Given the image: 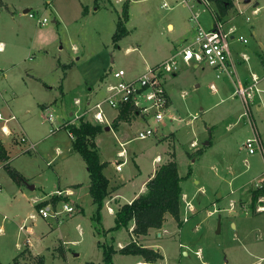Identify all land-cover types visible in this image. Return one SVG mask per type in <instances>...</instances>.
<instances>
[{
	"label": "rangeland",
	"instance_id": "rangeland-1",
	"mask_svg": "<svg viewBox=\"0 0 264 264\" xmlns=\"http://www.w3.org/2000/svg\"><path fill=\"white\" fill-rule=\"evenodd\" d=\"M164 1L168 6L163 5ZM210 3L219 11L214 1ZM23 8L33 12L34 17ZM238 9L244 12L238 13ZM192 12H199L203 25L210 24V6L194 0H188V4L185 0L0 1V113L14 115L8 125L18 141L1 130L0 137L10 150L11 167L24 177L20 182L12 178L0 159V264H14L13 255L24 245L44 253L46 263L29 249L30 254L18 257L19 264H61L62 260L67 264H89L86 258L101 264L98 242H110L111 236H106L100 223L90 218L85 162L77 150L69 151L70 137L64 126L83 110L86 101L91 104L106 94L102 84L105 67H122L127 76H135L146 67L143 61L150 63L170 55L195 25ZM43 15L48 20L41 25L36 16ZM220 15L230 20L228 24H234L236 33L247 38L245 43H233L235 50L249 55L248 61L237 63V71L239 77L254 71L263 95L264 0H231ZM118 17L126 31L114 41ZM168 21L173 23L172 29L167 27ZM131 46L135 48L128 49ZM3 70L7 75L3 76ZM195 81L200 84L196 86ZM166 82L167 88L171 87V105L159 123L157 134L162 131L161 135L136 137L143 126L140 119L123 123V132L103 128L96 134L97 146L109 158H117L119 141L126 140L130 161L125 168L137 171L139 166L142 176L151 170L156 153L166 156L165 150L168 154L175 151L177 169L183 176L181 184L194 208L187 209L181 198L180 208L186 218L179 226L167 223L168 227L161 228L162 236L153 233L151 238L156 239L163 254L155 263L264 264V198L260 195L252 199V191L264 186V155L259 150L248 152L243 144L256 129L264 148L263 98L255 96L248 113L250 119L242 115L241 101L233 94L230 79L226 75L217 77L208 65H182ZM211 82L216 90L210 87ZM76 97L81 99L79 103ZM106 110L109 114L115 112L109 106ZM22 134L26 141L20 140ZM32 141L36 143L29 148ZM26 179L35 187L28 188ZM71 181L80 183L71 195L76 200L54 202L52 195L49 200L58 210L64 202L73 206L80 202L84 211L40 215L35 206L39 196L71 186ZM16 183L22 185L23 194L16 190ZM31 213L35 214L33 218ZM103 223L113 224L111 216L105 215ZM118 231L110 233L116 236ZM125 232L122 228L121 233ZM26 238L30 239L28 244ZM113 242L116 247L115 239ZM141 257L139 253L117 252L113 262L138 264Z\"/></svg>",
	"mask_w": 264,
	"mask_h": 264
},
{
	"label": "built area",
	"instance_id": "built-area-1",
	"mask_svg": "<svg viewBox=\"0 0 264 264\" xmlns=\"http://www.w3.org/2000/svg\"><path fill=\"white\" fill-rule=\"evenodd\" d=\"M194 2L210 6L212 20L209 25L201 23L198 19L199 12H192L191 18L195 20V25L193 26L191 37L182 40L176 49L166 58L153 64H147L138 75L127 76L126 70L122 67L108 70L105 76H103L102 81L106 94L91 104L89 100L86 101L83 110L70 117L71 119L67 123L87 119L94 123L109 125L111 124V118L106 113V106L114 108L118 114L120 108L128 104L131 107V116H138L145 121V124L138 130L136 137L146 138L157 134L161 129L159 123L164 119L169 107V96L165 86L166 76L177 72L182 64L195 66L208 65L216 71L217 77L226 75L233 85V94L237 95L241 101L243 108L242 115L248 116V113L251 112L255 96L258 95L261 100L262 98L264 100V94L262 95L261 89L258 87L259 78L255 72L250 71L249 81L244 82L239 77L237 71L236 65L238 59L248 60L249 55L243 50H236L237 57H235L233 43L235 40L245 43L247 42V38L242 33H236L237 29L234 24H228L230 20H225L219 11L211 6L210 0H194ZM185 3L188 4V0H185ZM163 5L168 6V3L164 1ZM188 6L192 7L193 3ZM256 10L257 8H254L253 12ZM243 12L244 9H238V13ZM27 14L31 17L35 15L31 11H27ZM36 17V21L41 25L48 20L44 15ZM246 20H249V15H246ZM210 87L213 90L217 89L214 82L210 83ZM80 101L79 97L75 98V102L79 103ZM48 117L52 118L51 115ZM12 118H14V115L3 116L0 113V130L3 133H8L6 122ZM253 130V134L244 140V148L250 153L259 150L264 155L263 142L260 135L256 129ZM68 133L72 136L70 131ZM26 139L25 135H20L21 141H26ZM119 144L121 148L117 151V155L124 157V142L119 141ZM33 146L34 143L30 142L29 148ZM157 157L159 156H155L154 158L157 159ZM124 162L125 157L119 160L116 159L113 165L116 169H120ZM63 192L67 191L62 189L55 191L56 194H62ZM262 198H264V195H262ZM185 203L186 207L192 208L189 201ZM75 210L76 207L67 202L63 203L61 210L56 209V205L51 202L39 205L37 208V212L43 217L57 216L61 213L64 216L66 213ZM34 215V213H31L30 217L33 218ZM183 218H186L185 214ZM26 229L30 230V227L28 226ZM26 241L28 242V238ZM197 252L196 250L195 253L198 254Z\"/></svg>",
	"mask_w": 264,
	"mask_h": 264
},
{
	"label": "trees",
	"instance_id": "trees-1",
	"mask_svg": "<svg viewBox=\"0 0 264 264\" xmlns=\"http://www.w3.org/2000/svg\"><path fill=\"white\" fill-rule=\"evenodd\" d=\"M1 1V0H0ZM216 4L219 13L224 14L231 5V0H212ZM123 14L127 18V3L124 4ZM126 30L122 27V20L118 17L116 30L112 34L115 41ZM131 107L128 104L123 105L118 114L113 118L110 125L116 126L120 119L129 120L131 118ZM63 126V125H62ZM106 125L94 123L87 119H80L79 123L65 124V128L72 133V148L77 150L83 157L89 176V193L92 196L93 212L91 217L97 221L100 220V210L104 204V200L108 195L109 179L103 172L106 161L100 159L99 150L95 142L96 134ZM173 151L169 152V158L155 168L153 174L145 183V190L135 196L129 202L121 203L115 210L114 224L104 230L113 231L119 228H128L133 223L132 232L135 235L146 234L150 227L160 228L164 222L165 214L170 213L181 224L180 218V201L182 188L180 181L181 176L177 169ZM0 159L4 160V166L9 174L17 181L24 179L22 174L15 168H12L6 153V149L0 138ZM264 195V186L255 188L252 191V199L255 201L258 196ZM57 201V195H52L51 200ZM37 205L46 202H36ZM110 242H98L102 248V263L114 264L113 253L116 251L114 247V239L110 238ZM27 249L23 248L17 253L13 260L16 262L17 256L23 254ZM121 253H139L147 263H153L162 255L157 249L138 244L130 241L118 249ZM42 256H39L40 262Z\"/></svg>",
	"mask_w": 264,
	"mask_h": 264
},
{
	"label": "crops",
	"instance_id": "crops-1",
	"mask_svg": "<svg viewBox=\"0 0 264 264\" xmlns=\"http://www.w3.org/2000/svg\"><path fill=\"white\" fill-rule=\"evenodd\" d=\"M257 9H258V7H256ZM26 11V8H23V12H25ZM167 27L169 28V29H172L173 28V23L171 22V21H168L167 22ZM192 33H193V27L192 28H190L189 30H188V33H187V35L185 36V37H191L192 36ZM184 37V38H185ZM179 43H180V41L178 42V44H176V46H175V49H176V47L179 45ZM128 48V47H127ZM134 49L135 48V46H131V47H129L128 49ZM0 50H2V41L0 40ZM236 53V54H235ZM234 55H235V57H237V52H236V50L234 49ZM249 59V58H248ZM160 59H157V60H155V61H153V62H146V61H143V63H144V67L147 65V64H153V63H156L157 61H159ZM264 60V59H263ZM241 61H248V60H242V59H238V61H237V63L238 62H241ZM255 63V62H254ZM182 65H184V66H186V67H188L189 65H185V64H182ZM181 65V66H182ZM191 66H193V67H198V66H195V65H191ZM112 68V66H109V69H107L106 67L104 68V71H103V74L104 73H106L108 70H110ZM4 72H3V76H5V75H7V72H6V70H3ZM251 71V70H250ZM254 72V71H253ZM64 74H65V72H64ZM102 74V75H103ZM176 74V72L174 73V74H171V75H175ZM171 75H167L166 76V80H165V86H166V81H167V78H168V76L170 77ZM102 77V76H101ZM100 77V78H101ZM240 77H241V79L244 81V82H247V81H249V74L248 73H243V75L241 76L240 75ZM194 84L196 85V86H198L199 84H200V82H198V81H195L194 82ZM90 88V87H89ZM166 90H167V93H168V96H169V106L171 105L170 104V100H171V95H170V92H171V87H168L167 88V86H166ZM62 92H63V90H62ZM200 107H202V105H200ZM262 107V106H261ZM106 113H107V115L111 118V123H112V120H113V118L117 115V111L115 110V112H114V114H109L108 113V111L106 110ZM131 119V120H130ZM129 120H124V119H120L119 121H118V124L116 125V126H112V125H110L109 124V126H110V128L109 129H111V128H113L114 129V131L116 132V131H119V132H123V123H132V122H134L135 120H142L143 121V124L142 125H144L145 124V121L143 120V119H141V118H139V117H137V116H135V117H132L131 116V118H130ZM10 120V119H9ZM9 120L6 122V126H7V130H8V133H3L5 136H10L11 137V140H17L18 141V137L16 136V134H15V131H13L12 129H11V126L10 125H8V122H9ZM150 122V121H149ZM152 122V121H151ZM121 124H122V126H121ZM105 129V128H104ZM109 129H105V130H109ZM49 131H53V130H49ZM168 131L169 132H172V133H174V131L171 129V128H169L168 127ZM2 132V131H1ZM10 132V133H9ZM14 132V133H13ZM67 132H68V130H67ZM159 135H161L162 134V131H160L159 133H158ZM158 134H156L155 136H157ZM68 135H69V137H70V144H71V148L69 149V151L71 152V151H73L74 149L72 148V136H70V134L68 133ZM15 136V138H13ZM1 138V137H0ZM2 140V139H1ZM2 142H3V145H4V147H5V149H6V153H7V155H8V157L10 156V150L8 149V147H7V144H5L4 143V141L2 140ZM33 142V141H32ZM95 142H96V144H97V138L95 137ZM122 142H124V145L126 144V140H122ZM34 143V142H33ZM36 143V142H35ZM35 143H34V145H35ZM120 145V144H119ZM123 145V146H124ZM168 146H170L171 147V144H168ZM98 147V146H97ZM125 147V146H124ZM120 148H121V146H120ZM119 148V149H120ZM119 149H117L116 150V156H117V158L116 157H111V158H109V157H105L104 156V154H103V151H102V149H101V147H98V150H99V155H100V159L102 160V161H106L107 163H106V165L103 167V172H104V174L108 177V179H109V184H108V190H109V192H108V195L106 196V198H105V200H104V204H103V206H102V208H101V210H100V220L99 221H97V220H95V219H93L92 217H91V214H92V212H93V202H92V196L90 195V203H91V205H92V209H91V213H90V218L94 221V222H96L97 224L98 223H100V225L103 227V230H105L106 228L105 227H110V226H112L113 224H114V216H115V210L117 209V207L121 204V203H123V202H129V201H131L135 196H137L139 193H141V192H143L144 190H145V183H146V181L150 178V176L153 174V172H154V170H155V168L158 166V164H160L161 162H163V161H165L166 159H167V156H169V154H168V152H167V150H165L164 152L166 153L165 155L166 156H164V154H160V153H156L154 156H153V166H152V168H151V170L149 171V172H147V174L145 175V176H142L141 175V170H140V167L138 166L137 167V171H136V168H133V169H127V168H125L126 167V164L128 163V161H130L129 159H127V149H126V147H125V162L121 165V168L120 169H116L115 167H114V165H113V162L117 159V160H119V159H121V158H124V157H120V156H118L117 155V151L119 150ZM167 149V148H166ZM170 150H171V148H170ZM29 151V150H28ZM56 151H58L59 152V154L61 153V150H60V148L59 147H56ZM172 151H173V153H174V157H175V151H174V149H172ZM155 156H159V157H157V159H155L154 157ZM131 158L135 161V158L133 157V155L131 156ZM7 161H9V163H10V161H11V158H8L7 159ZM85 162V161H84ZM136 165H137V163H136ZM85 168H86V163H85ZM86 171H87V168H86ZM24 175V174H23ZM87 175H88V171H87ZM25 176V175H24ZM20 182V181H19ZM24 183H27V187L28 188H34L35 186L33 185V187H30V184L28 183V180L26 179V181L24 182ZM17 185H16V190L18 191V192H21L22 194L24 193V189H23V187H21L22 185H20L19 183H16ZM71 186H66V187H64V188H60V187H58V188H55V190L56 189H63V190H66L67 192H63L62 194H56L55 192H52V193H45V194H41L40 196H39V198H38V202H41V201H44V202H51V203H53L54 204V202H52L51 200H49V198H50V196L51 195H57V197H58V200L59 199H63V200H76V198H72L71 197V195H74L75 193H76V190L78 189V186H79V182H76V181H71ZM180 184H181V181H180ZM87 188H88V192H89V176H88V180H87ZM181 188H182V194H181V198L182 199H184L185 200V202L186 201H189V203H191V207H193V204H192V202H191V200L189 199V198H187V192L184 190V188H183V185L181 184ZM90 194V193H89ZM53 200V199H52ZM35 206H39V205H37V203L35 202ZM74 206L76 207V210L75 211H73V212H69L70 214H73V213H77V212H82V211H84V207L82 206V204L80 203V202H75V204H74ZM180 207H181V201H180ZM194 208V207H193ZM187 209H189L188 207H187ZM192 209V208H191ZM233 211V208H232V210H231V212ZM260 211H263V210H260ZM234 212V211H233ZM259 212V211H258ZM180 213H181V215H182V212H181V208H180ZM110 215L111 216V218H112V221H113V224H111V225H109V226H105V224L103 223V220H104V218H105V215ZM181 218V217H180ZM182 219V218H181ZM183 221V220H182ZM169 222H171V224H174V225H177L178 226V222L175 220V218L170 214V213H166L165 214V219H164V222H163V224H162V226L160 227V228H155V227H150L149 228V230H148V232L146 233V234H139V235H135L133 232H132V228H133V223H131L130 225H129V227L128 228H125V227H122L123 229H125V235L124 234H122L121 233V229L122 228H119V229H117V230H119L118 231V233H116V236L114 235V234H112V232L110 233V231H107V232H105L104 234L107 236L108 234L111 236V237H113V239H115V243H116V251L117 252H119L120 253V251L118 250L120 247H122L123 245H125V244H127L128 242H130V241H132L133 239H135V242L136 243H138V244H142V245H144V246H148V247H152L153 249H157L158 251H159V253L162 255L161 257H163V254H162V252L160 251V246H159V243L156 241V239H153V238H151L152 237V235H153V233L155 232V234L156 235H158V236H162L163 235V231H161V228L163 229V228H165V227H168L167 226V223H169ZM165 223H166V225H165ZM116 231V230H115ZM168 232V231H167ZM118 234V235H117ZM122 234V235H121ZM27 239V238H26ZM29 238H28V242H29ZM77 241V240H76ZM142 241H148V243H143ZM28 242L26 241V243L28 244ZM63 242V241H62ZM25 243V244H26ZM61 245H62V243H60ZM57 246H60L59 244L57 245ZM63 246V245H62ZM23 248H25V249H27L23 254H25V253H28V254H30V251H29V249H31V252H32V254L33 255H36V254H39L38 256H42V258H43V255H44V253H40V252H35V251H33V249L31 248V246L30 245H24V246H22L21 247V249L20 250H18V252L17 253H19ZM64 250H65V247H64ZM64 250L62 249V254L64 253ZM51 251H52V249H51ZM51 251H50V256H51V258H54L52 255H51ZM114 252L113 253V255L115 254V253H117V252ZM17 253H15L14 255H13V258H14V256L17 254ZM23 254H19L18 256H17V259H16V262H14V260H13V262H14V264H19L18 263V257L19 256H22ZM62 254H60V255H62ZM75 255H79V252H75L74 253ZM132 254V253H131ZM142 256V255H141ZM58 257H59V255H58ZM161 257H159V258H161ZM44 261H45V263H46V256L44 255ZM86 260H87V262H89V264L91 263V264H93L94 263V261L93 260H91V259H87L86 258ZM146 259L142 256L141 257V259H138L137 260V262H139L138 264H141V263H143L144 261H145ZM156 261V260H155ZM146 262V261H145ZM60 263L61 264H67L65 261H60ZM102 263V262H101ZM114 263V262H113ZM147 263V262H146ZM153 263H155V262H153ZM156 264V263H155Z\"/></svg>",
	"mask_w": 264,
	"mask_h": 264
},
{
	"label": "water",
	"instance_id": "water-1",
	"mask_svg": "<svg viewBox=\"0 0 264 264\" xmlns=\"http://www.w3.org/2000/svg\"><path fill=\"white\" fill-rule=\"evenodd\" d=\"M26 11H27V9H26ZM104 128L105 129H109L110 126L109 125H106ZM206 143H207V141H206ZM30 187H33V184H30ZM180 217L183 218V215H180Z\"/></svg>",
	"mask_w": 264,
	"mask_h": 264
}]
</instances>
